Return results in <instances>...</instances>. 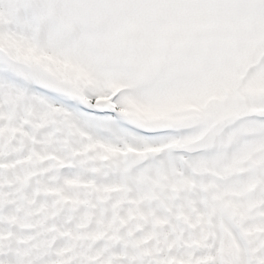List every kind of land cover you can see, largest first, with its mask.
Returning <instances> with one entry per match:
<instances>
[{"label":"snow or ice","instance_id":"snow-or-ice-1","mask_svg":"<svg viewBox=\"0 0 264 264\" xmlns=\"http://www.w3.org/2000/svg\"><path fill=\"white\" fill-rule=\"evenodd\" d=\"M0 264H264V0H0Z\"/></svg>","mask_w":264,"mask_h":264}]
</instances>
